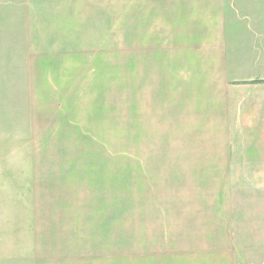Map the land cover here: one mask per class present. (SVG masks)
Instances as JSON below:
<instances>
[{
    "label": "rangeland",
    "instance_id": "obj_1",
    "mask_svg": "<svg viewBox=\"0 0 264 264\" xmlns=\"http://www.w3.org/2000/svg\"><path fill=\"white\" fill-rule=\"evenodd\" d=\"M170 1L0 0V264H264V171L173 168Z\"/></svg>",
    "mask_w": 264,
    "mask_h": 264
},
{
    "label": "crops",
    "instance_id": "obj_2",
    "mask_svg": "<svg viewBox=\"0 0 264 264\" xmlns=\"http://www.w3.org/2000/svg\"><path fill=\"white\" fill-rule=\"evenodd\" d=\"M169 4L174 9L163 17V40L179 42L181 48L166 52L161 65L166 73L180 71V94L187 93L186 99L176 94L175 111L185 101L187 112L203 116L205 123L210 119L216 141L195 152L176 148L173 168L193 164L190 168L264 171V0Z\"/></svg>",
    "mask_w": 264,
    "mask_h": 264
}]
</instances>
